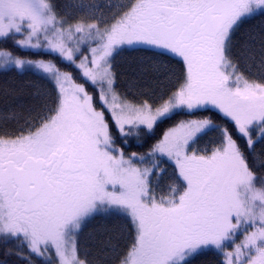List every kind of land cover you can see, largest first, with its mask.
Segmentation results:
<instances>
[{
  "label": "snow or ice",
  "instance_id": "obj_1",
  "mask_svg": "<svg viewBox=\"0 0 264 264\" xmlns=\"http://www.w3.org/2000/svg\"><path fill=\"white\" fill-rule=\"evenodd\" d=\"M0 264H264V0H0Z\"/></svg>",
  "mask_w": 264,
  "mask_h": 264
}]
</instances>
